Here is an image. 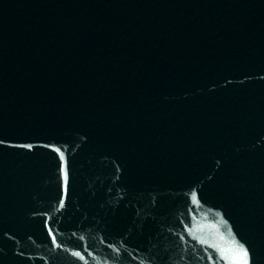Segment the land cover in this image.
<instances>
[{"label": "water", "instance_id": "water-1", "mask_svg": "<svg viewBox=\"0 0 264 264\" xmlns=\"http://www.w3.org/2000/svg\"><path fill=\"white\" fill-rule=\"evenodd\" d=\"M264 264V0H0V264Z\"/></svg>", "mask_w": 264, "mask_h": 264}, {"label": "snow or ice", "instance_id": "snow-or-ice-1", "mask_svg": "<svg viewBox=\"0 0 264 264\" xmlns=\"http://www.w3.org/2000/svg\"><path fill=\"white\" fill-rule=\"evenodd\" d=\"M245 264H246V262H245Z\"/></svg>", "mask_w": 264, "mask_h": 264}]
</instances>
